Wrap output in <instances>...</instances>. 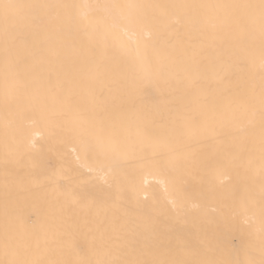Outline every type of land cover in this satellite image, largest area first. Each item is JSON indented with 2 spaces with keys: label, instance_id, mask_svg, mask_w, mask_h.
<instances>
[{
  "label": "bare ground",
  "instance_id": "6f19581e",
  "mask_svg": "<svg viewBox=\"0 0 264 264\" xmlns=\"http://www.w3.org/2000/svg\"><path fill=\"white\" fill-rule=\"evenodd\" d=\"M0 2V261H264L260 0Z\"/></svg>",
  "mask_w": 264,
  "mask_h": 264
},
{
  "label": "snow or ice",
  "instance_id": "6c2138e0",
  "mask_svg": "<svg viewBox=\"0 0 264 264\" xmlns=\"http://www.w3.org/2000/svg\"><path fill=\"white\" fill-rule=\"evenodd\" d=\"M29 6L8 3V2H0V12L3 13V18L6 24L14 21L19 15L20 11ZM129 8H133L136 6L129 5ZM184 7H206V8H223V9H231L238 10L244 9L246 10L244 15H239L238 13L234 14V18L237 23L241 24L242 27L247 31L250 27L259 24V29L262 37H264V0H260L259 4H245V5H202V6H184ZM128 22L136 23L137 18L131 13L127 17ZM151 87H153L152 82L148 78H143L142 84L139 86V89H142L144 92H147ZM138 89V90H139ZM262 103H264V96H262ZM261 119L264 122V110L261 112ZM95 146L101 152L102 155H106L111 147V145L106 142V140L100 136L96 138ZM0 264H21L19 261H0ZM140 264V262H137ZM264 264V261L261 262Z\"/></svg>",
  "mask_w": 264,
  "mask_h": 264
}]
</instances>
